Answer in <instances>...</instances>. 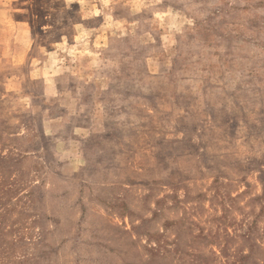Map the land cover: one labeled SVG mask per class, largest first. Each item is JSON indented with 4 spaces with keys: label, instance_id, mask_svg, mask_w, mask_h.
Masks as SVG:
<instances>
[{
    "label": "rangeland",
    "instance_id": "rangeland-1",
    "mask_svg": "<svg viewBox=\"0 0 264 264\" xmlns=\"http://www.w3.org/2000/svg\"><path fill=\"white\" fill-rule=\"evenodd\" d=\"M0 264H264V0H0Z\"/></svg>",
    "mask_w": 264,
    "mask_h": 264
}]
</instances>
